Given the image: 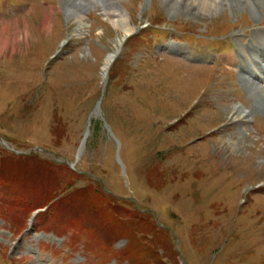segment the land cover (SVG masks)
I'll use <instances>...</instances> for the list:
<instances>
[{"label": "rangeland", "instance_id": "obj_1", "mask_svg": "<svg viewBox=\"0 0 264 264\" xmlns=\"http://www.w3.org/2000/svg\"><path fill=\"white\" fill-rule=\"evenodd\" d=\"M258 1L203 10L194 0H110L119 15L110 17L99 0L74 16L66 0H0V39L19 37L15 52L0 51V181L32 154L61 166L63 196L99 181L124 210L164 227L145 252L106 232L68 245L69 234L38 226L48 207L29 212L38 202L0 183V264H131L122 251L142 264H264V103L243 83L264 90L255 78L264 71L227 64L257 53ZM236 106L250 122L236 121Z\"/></svg>", "mask_w": 264, "mask_h": 264}, {"label": "trees", "instance_id": "obj_2", "mask_svg": "<svg viewBox=\"0 0 264 264\" xmlns=\"http://www.w3.org/2000/svg\"><path fill=\"white\" fill-rule=\"evenodd\" d=\"M16 163L18 168L11 175L1 176L3 181L0 183L4 185L2 186L22 190V194L28 195L32 201H37V205L28 208L29 212L48 207V212L38 215V225L45 226L48 223L50 231L57 234H70L72 243L77 242L81 237H87L90 241L91 238H96L97 233L106 232L108 233L106 235L113 236V240L114 237L127 238L130 247L135 246L141 252H145L147 251L146 236H154L163 232V229L154 220L153 213H143L138 209L139 216H133L123 209L124 198L116 197L106 191L102 182L94 181L93 184H87L71 191L67 196H63L62 194L66 190H62L55 180L56 168L61 166L36 158L32 154L29 156L18 155ZM62 169L65 168L62 166ZM70 176L71 174H68V178L73 181ZM147 183L154 189H159L162 185L157 184L155 187V181L151 175L147 176ZM54 185H56L57 191H54ZM71 186L72 183L68 188ZM45 187H47V191L42 193ZM38 194H41L43 198ZM105 241L107 247L112 245L111 240L106 239ZM126 254L122 251L117 255L120 259L126 257V261L131 264H142L139 259H132ZM153 257L149 255L148 259H154Z\"/></svg>", "mask_w": 264, "mask_h": 264}, {"label": "bare ground", "instance_id": "obj_3", "mask_svg": "<svg viewBox=\"0 0 264 264\" xmlns=\"http://www.w3.org/2000/svg\"><path fill=\"white\" fill-rule=\"evenodd\" d=\"M190 1L191 0H188V3H190L188 7L194 6L193 3H191ZM194 1L196 3L197 7L200 9H203V10L211 9L212 3H215L217 6L219 3L218 0H194ZM230 1H232V3H235L237 6L240 5V7L241 6H247L248 7L249 5H252V7H253L255 4L259 3L258 0H248V2H246V0H230ZM250 1L251 2L253 1V4H250L249 3ZM99 2H101L102 6H104V8H105L104 10H106L105 12L107 13L108 16L119 17V15L116 12V9L113 8L110 0H99ZM87 3H89L88 0H66L67 11H68L69 15L74 16L76 14H79L80 11H83L84 9H88V7H90V4H87ZM44 26H45V28H47L49 30L51 29L50 22H49L48 18L45 20ZM7 27H9V26H7ZM127 32L130 33V31H128V30H127ZM126 35H129V34H126ZM262 37H263V35L257 36V39L255 37L256 41L260 42V43H257L256 41H252L250 44L253 46L254 50L257 52L255 56L248 54L249 55V57H248V55L244 54L243 51L241 50L240 52L237 53V56L232 55V56L228 57V59H229L228 64H230V63L234 64L235 60H238V61L241 60L242 63H243V61L245 62L246 60H248L254 66L259 65L260 68L263 69V71H264V65H263L264 64V37L263 38ZM13 40L11 39V36H9L8 32L5 31V34L0 39V51L2 52V50H8L10 47H13V52H15L16 43L19 42L18 35H15L13 37ZM124 41L125 40L119 41L118 42L119 46H122ZM119 52H118V55H119ZM258 53H259V56H258ZM0 58H1V53H0ZM116 58H118L117 54H113V55H109L106 59V62H105L104 68H103V73H102L105 84H107L110 69H111L112 65L114 64ZM242 69H243V71H246L245 63L243 65L241 64V70ZM244 79L245 80L243 81V83L245 84V86L248 87L249 93H252L255 97H257V100L260 103L259 105H261V107H262V105L264 103V96H262V94L264 95V90H259L260 89L259 84L256 85V83L254 84V83L250 82L246 76L244 77ZM260 81L264 83V80L261 79ZM248 83H250V84H248ZM259 99H260V101H259ZM233 111L236 114L235 115V117L237 119L236 121L241 122V123H245V124L250 122V117L253 115V112H248L245 108H243V106H236V107H234ZM89 136H90V131L88 130V132L85 134V137L83 139L82 147H81L79 153L83 151ZM235 145H237V144H235Z\"/></svg>", "mask_w": 264, "mask_h": 264}]
</instances>
